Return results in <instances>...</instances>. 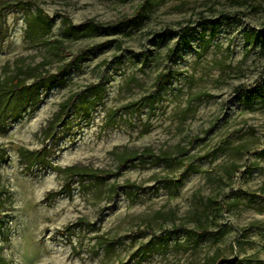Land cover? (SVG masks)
I'll use <instances>...</instances> for the list:
<instances>
[{
  "label": "rangeland",
  "instance_id": "obj_1",
  "mask_svg": "<svg viewBox=\"0 0 264 264\" xmlns=\"http://www.w3.org/2000/svg\"><path fill=\"white\" fill-rule=\"evenodd\" d=\"M234 256L264 264V0H0V264Z\"/></svg>",
  "mask_w": 264,
  "mask_h": 264
},
{
  "label": "trees",
  "instance_id": "obj_2",
  "mask_svg": "<svg viewBox=\"0 0 264 264\" xmlns=\"http://www.w3.org/2000/svg\"><path fill=\"white\" fill-rule=\"evenodd\" d=\"M183 36H184V35H183ZM11 81H12V84H13L14 87L19 88V87L23 86V83H21V81H20V79L18 78V76H17V77H14ZM68 102H69V101H68ZM66 110H67V107H66L63 103H61L59 109H58L57 112L53 115V121L57 118V116H61V114H63V112H64V114H66V113H65ZM68 170H72V167H69Z\"/></svg>",
  "mask_w": 264,
  "mask_h": 264
},
{
  "label": "water",
  "instance_id": "obj_3",
  "mask_svg": "<svg viewBox=\"0 0 264 264\" xmlns=\"http://www.w3.org/2000/svg\"><path fill=\"white\" fill-rule=\"evenodd\" d=\"M236 261V256L231 258H221L217 264H230Z\"/></svg>",
  "mask_w": 264,
  "mask_h": 264
}]
</instances>
